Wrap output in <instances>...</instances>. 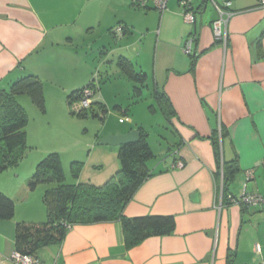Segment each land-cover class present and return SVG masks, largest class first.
Segmentation results:
<instances>
[{
	"label": "crops",
	"instance_id": "obj_1",
	"mask_svg": "<svg viewBox=\"0 0 264 264\" xmlns=\"http://www.w3.org/2000/svg\"><path fill=\"white\" fill-rule=\"evenodd\" d=\"M145 1L147 6L137 0H0V89L27 76L44 84L43 110L29 95L19 96L29 116L28 144L37 157L60 154L74 183L102 186L106 175L119 171V147L98 149L95 142L139 131L142 127H132L138 120L131 106L116 104L122 114L118 121L130 119L119 122L128 127L119 126L102 114V108L108 112L110 107L105 89L96 92L97 105L87 117L76 119L84 128L75 143L58 139L46 122L50 109L68 115L69 96L111 61L134 82L139 104L145 88L151 92L152 73L153 93L176 136L166 158L154 166L148 163L152 176L123 211L127 218L173 216V234L127 249L120 221L75 225L62 245L37 252L40 264H264V206L235 203L244 192L264 196V4L168 0L166 10L159 12L153 0ZM184 1L192 4L193 25L185 21ZM228 1L230 7L225 6ZM215 4L229 15L222 40L214 35L220 19ZM191 36L196 39L187 55L183 47ZM151 57L153 66L148 65ZM134 70L144 74L142 81L131 76ZM163 101H169L170 117ZM90 117L105 124L91 132ZM75 162L81 163L76 171ZM225 162L239 168L229 185V202L223 190ZM20 170L0 174V190L15 202L13 218L0 220V264H15L19 224L47 221L43 197L48 186L30 189L34 170ZM251 170L254 177L248 180Z\"/></svg>",
	"mask_w": 264,
	"mask_h": 264
},
{
	"label": "trees",
	"instance_id": "obj_2",
	"mask_svg": "<svg viewBox=\"0 0 264 264\" xmlns=\"http://www.w3.org/2000/svg\"><path fill=\"white\" fill-rule=\"evenodd\" d=\"M127 62L123 60L121 63L126 69ZM131 74L135 81H142L144 78V74H138L135 70ZM88 86L95 88L97 92L93 81L84 88ZM84 88L69 96L71 113L80 117H87L97 105L94 96L90 110L74 113L72 105L80 98L79 94ZM24 94L29 95L41 110L44 109V84L36 76L24 77L14 82L10 88L0 89V174L19 167L31 150L26 128L29 116L19 102V96ZM158 98L166 99L164 94H159ZM163 103L165 105L167 103L164 111L170 117L169 101ZM102 109V114L107 113L104 108ZM139 132L141 136L139 142L119 147L121 167L102 186L68 182L60 154H47L37 164L29 181L32 190L39 185L48 186L43 197L47 207V221L35 226L19 224L16 252L38 259L37 252L40 249L62 245L68 232L75 225L120 221L127 249L138 247L151 237L173 234L175 229L173 216L127 218L123 215L125 207L137 190L152 176L148 163L154 158V154L149 144V134L143 128L139 129ZM213 142L217 149V159L220 161L218 142L216 139ZM80 165L78 162L73 163L74 170L76 171V167ZM222 169L224 197L229 202L233 199L229 194V185L239 168L235 162H225ZM14 214L15 202L0 190V220L11 219Z\"/></svg>",
	"mask_w": 264,
	"mask_h": 264
},
{
	"label": "rangeland",
	"instance_id": "obj_3",
	"mask_svg": "<svg viewBox=\"0 0 264 264\" xmlns=\"http://www.w3.org/2000/svg\"><path fill=\"white\" fill-rule=\"evenodd\" d=\"M114 43L115 42H113V44ZM153 64L154 60L153 57H151V61L148 62V65L153 66ZM107 70L109 71V75L107 74ZM107 70L106 67H103V69L101 70H95L94 78L91 80L97 88V93H100V90H102L103 88L105 89L104 91L108 98V104H110L109 110L106 113V116L108 117L107 120L111 119L114 124L122 127H128V123L123 125L119 123L118 118L119 116L121 117L122 114H120V111L117 110L116 104H118V102L122 103L124 108L126 109H128V106H131L132 110L134 109L133 111L135 112V118L138 120V124L132 127H142L149 134L148 140L154 154V158L149 161V165L154 166L155 164L161 162L164 158H166L167 155L170 154V150H173V148L175 147L176 136L172 126L170 125L163 110L161 109V105L159 103L160 100L157 99L156 95H154L153 93L154 82L152 73L148 82L150 83L151 92L148 93V89L146 87L144 97H142V100L139 104L138 100L134 96V94H136L137 92V90H135L134 88V82L130 81V79L118 69L117 62H109ZM107 76L109 77V79H107ZM150 106H152V108H155V111L150 110ZM132 110L130 115L133 117ZM71 112L72 111L69 107L68 115L63 116L60 114L59 109H50L48 110L46 122L51 123L50 129L53 131L54 136H56L58 139H62V141L69 140L71 143H75L77 140L82 139L81 137L83 136L82 130L84 128V125L82 124L83 122L76 120L82 119V117L73 115ZM88 119L92 123L90 124L91 132L93 130L92 128L95 127V125L105 124L102 120L97 118L90 117L87 118V120ZM97 143L98 141L95 142V147H97L98 149L114 148L109 146H98ZM35 153L36 152L33 150L28 151V157L26 156L19 165V169H21V172H31L33 170L35 172L38 164L36 162H40L39 160L41 158H44L37 157ZM116 172L118 171H115L113 174L106 175L104 181L102 182L106 183L114 174H116ZM66 175L68 178V182L72 183L73 180L70 174L67 173Z\"/></svg>",
	"mask_w": 264,
	"mask_h": 264
},
{
	"label": "built area",
	"instance_id": "obj_4",
	"mask_svg": "<svg viewBox=\"0 0 264 264\" xmlns=\"http://www.w3.org/2000/svg\"><path fill=\"white\" fill-rule=\"evenodd\" d=\"M261 2L264 4V0H261ZM138 5L147 6V3L145 0H137ZM154 7L159 12H164L167 8L168 0H153ZM231 1H228L225 3L226 7L231 6ZM183 5L185 7V14L184 18L185 21L188 24H195L196 23V15L193 11V7L190 1H184ZM215 7L220 13V19L214 23V35L217 40H222L224 38L223 33V25L227 22V17H229L228 14L225 13L223 8L215 4ZM227 16V17H226ZM121 28L118 29L119 32H121ZM196 36H191L187 39L185 42V45L183 47V52L187 55L192 54L193 45L195 42ZM96 94V89L88 86L82 90V92L79 94L80 98L75 100L72 105V110L74 113H80L82 111H88L91 109L93 105L94 96ZM120 123L130 122V119L128 117L121 118ZM175 166L182 167V163H177ZM254 177V172L248 171L247 172V179L250 180ZM235 203L244 205L247 207L252 208H260L264 206V196L260 194H248L246 192L243 193L241 198L235 199ZM256 250L259 252L260 249L257 246ZM12 260L15 264H40L39 259H36L33 256L30 255H24L19 252H15L12 256Z\"/></svg>",
	"mask_w": 264,
	"mask_h": 264
},
{
	"label": "water",
	"instance_id": "obj_5",
	"mask_svg": "<svg viewBox=\"0 0 264 264\" xmlns=\"http://www.w3.org/2000/svg\"><path fill=\"white\" fill-rule=\"evenodd\" d=\"M141 140L138 130L131 131L122 135H110L98 142L99 146L122 147L128 144L137 143Z\"/></svg>",
	"mask_w": 264,
	"mask_h": 264
}]
</instances>
